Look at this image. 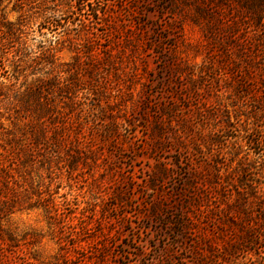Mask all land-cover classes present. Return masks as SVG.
I'll return each instance as SVG.
<instances>
[{"label": "rangeland", "instance_id": "rangeland-1", "mask_svg": "<svg viewBox=\"0 0 264 264\" xmlns=\"http://www.w3.org/2000/svg\"><path fill=\"white\" fill-rule=\"evenodd\" d=\"M169 79L179 109L198 106L181 150H145L143 126L129 147L101 140L148 90L155 119ZM0 168L10 264H194L196 238L166 221L190 196L208 213L201 264H264V0H0Z\"/></svg>", "mask_w": 264, "mask_h": 264}, {"label": "trees", "instance_id": "trees-1", "mask_svg": "<svg viewBox=\"0 0 264 264\" xmlns=\"http://www.w3.org/2000/svg\"><path fill=\"white\" fill-rule=\"evenodd\" d=\"M85 1V0H84ZM174 69V71H172ZM181 67L177 65L176 63L172 62V64L163 65L160 67V70L162 72H166L168 74V78H170L171 71L173 73L180 72ZM192 71H189L188 74H191ZM193 74V73H192ZM179 75H177L178 77ZM166 82V80H165ZM173 84L170 82V79L167 81V86L170 87V90H168V95L166 96L165 104L158 107V115L155 119H153L149 112L151 110L150 102L147 101L149 99V96L151 95L148 90L146 91L147 96H145L143 103L141 104V107L138 111V116H134L131 114V117L123 118V120L117 121L116 119H111L107 123H102L100 126L101 128H97L96 132L97 135L101 136V140H109L108 142L112 146H131L129 143V140L134 134L135 130H138L140 126H143L144 129L141 132V135L146 139L143 144L148 146L145 150L153 151L157 149L158 147L162 146H178L180 150L182 149L181 146H184L186 144L185 139L191 135V129L190 123L192 120V115L196 109H198V106H194L191 108V106L187 107L185 111H187V114H184V109H179L178 105L176 104L177 99L175 98L176 94L174 93V87H172ZM66 86L69 87V83H66ZM149 89V88H148ZM165 89V88H164ZM93 113V112H91ZM143 121V124H141ZM139 123V124H137ZM189 128V129H188ZM83 136V135H82ZM83 138V139H82ZM81 139L79 137L76 138L77 143H83L84 146H94L96 143V135H93L89 138V140H86V137L83 136ZM191 139V138H190ZM189 139V140H190ZM202 142L198 138V142L194 141L193 146H201ZM173 147H168L166 150H172ZM181 152V151H179ZM203 159L202 155H197V157L193 158L191 157L190 161V170L189 172H186L187 174H190V178H194L196 180H201L200 173V166L198 164V159ZM165 172V168L158 166L156 168V171L153 172L150 178V184L149 186L154 187L155 186V180L158 176L156 174H163ZM189 178V179H190ZM206 180V181H205ZM213 180L212 177L205 178L201 181V186H203L204 194L201 195V197H210L211 193L206 189L205 182H211ZM199 182V181H198ZM13 175L8 170H3L0 168V220L2 217H4L5 214L12 212L13 203H15V199H13ZM189 186H192V183H190V180L188 182ZM154 190V188H152ZM115 195V194H114ZM159 195V194H158ZM200 197V196H199ZM116 200H123V196L121 193H117L115 195ZM199 202L198 200H195L194 197L191 198L188 202V206H184L183 204L179 205V210L181 212L180 215H178V218L173 219L172 221L168 220L166 217V221L171 223L170 227L173 229H179L181 230V234L183 237L186 238H196L192 241L193 249L196 256V261H194V264H201L204 263L203 260H200L199 257V251L202 249L201 245H207L206 241L200 240L199 236L200 233H198L199 229L197 225L200 224V216L206 217L208 213L203 211V205L202 199ZM22 201V200H20ZM163 199L161 198V195L155 198V202H152L148 207V214L155 215L160 211L161 202ZM23 203L22 208H30L32 207L30 204H24L26 202H18ZM201 203V204H200ZM118 203H115L114 206H117ZM141 213V212H139ZM206 233H203V236H205ZM12 238L10 235L4 236V230L1 228L0 223V264H10L8 261V251L11 249L12 246ZM202 251V250H201ZM165 255L169 256V258L174 257V252L172 250L166 249ZM80 264H85V262H81Z\"/></svg>", "mask_w": 264, "mask_h": 264}]
</instances>
